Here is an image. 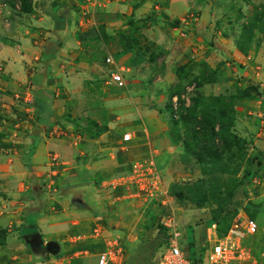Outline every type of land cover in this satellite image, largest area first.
Instances as JSON below:
<instances>
[{"label": "rangeland", "instance_id": "374dc122", "mask_svg": "<svg viewBox=\"0 0 264 264\" xmlns=\"http://www.w3.org/2000/svg\"><path fill=\"white\" fill-rule=\"evenodd\" d=\"M124 1L128 7L144 2ZM166 1L156 0L150 10L143 9L138 17L144 20L135 21L132 28L126 23L127 19L132 22L131 17L124 15L115 21L111 34L122 32L136 39L139 53L123 52L118 36L82 44L93 62L85 89L84 74L83 81L74 80L80 89L72 94L65 89L71 83L66 81V69L50 72L46 80L55 92L52 89L49 96L56 100L59 94L62 104L54 106L55 121L49 125L37 124L34 112H26L33 107L17 102L12 80L0 72V175L10 181L36 179L29 189L34 205L44 208V214L57 220L61 229L52 237L59 246L56 264H95L98 255L118 250L122 255L117 258L123 264H151L159 259L167 237L161 221L168 216L181 228L179 249L185 258L192 262L205 258L209 212L238 188L248 159L263 156L257 148L264 146L263 117L257 115L264 114V88H259L264 85V0H190L191 7L175 32L166 24L170 21L162 5ZM17 9L18 1L0 0L2 28L12 27ZM151 13H156L160 23L144 30ZM111 19L105 16L101 21ZM198 25L206 30L198 31ZM237 43L249 50V59L225 60L223 53ZM212 55L210 66L204 60ZM108 56L126 68L122 75L125 90L108 85L110 68L104 62ZM34 63L40 62H28L27 67ZM248 87H255L259 96L243 94ZM194 100L201 103L190 113ZM202 117H211L215 132H220V126L228 128L239 142L227 137L229 150H223L218 136L207 147L205 141L213 139L210 133L204 142L194 141ZM243 129L253 136L249 142L242 138ZM126 133L133 134L129 144L121 141ZM38 144H49V149L39 168L27 172L29 157ZM84 145L100 151L84 154ZM88 160L94 169L84 168ZM148 160L153 161L158 176L154 190L144 169L145 181L133 178L134 165ZM16 163L27 174H20ZM255 177L235 195L242 206L256 195L259 173ZM4 182L0 180V190L10 187ZM239 211L219 227L218 237L235 220H253L258 232L242 238L246 257L239 264H264V224L259 225L250 212ZM74 228L79 233L66 232ZM31 231L36 230H23L21 237Z\"/></svg>", "mask_w": 264, "mask_h": 264}, {"label": "crops", "instance_id": "0c3cea01", "mask_svg": "<svg viewBox=\"0 0 264 264\" xmlns=\"http://www.w3.org/2000/svg\"><path fill=\"white\" fill-rule=\"evenodd\" d=\"M155 1L144 0V2L137 3L133 7H128L123 6L125 4L124 0H121L122 3L119 2L118 4L110 0H33L32 14L25 15L17 9L16 19H12V27L8 31L0 25V72L2 74H8L6 78L12 80L11 84H14V88L12 89L15 91L17 102L21 104L23 102V104H28V106L33 107L31 108L32 110H26V112L30 113L33 111V118L36 121L35 103L40 99H44L51 104V117L46 120L45 124L49 125V122L55 121L54 116L56 114L54 106L61 105L62 101L59 99V94L55 95L56 100L49 96L53 89L49 88L50 85L46 80L49 78L50 72L58 68L62 70L66 69L65 71L69 76L66 81H70L71 83L70 85L66 84L65 89L73 94L80 89L74 80L76 82L83 81L82 75L84 74L85 89V79L89 69L92 67L91 64L93 62L90 60L89 55L85 54V50L82 49V44L86 46L90 43L89 39L79 42L78 34L83 38L84 35L89 34L90 38L95 33H98V29L103 28L107 36H115L111 32L115 30L113 28L117 25L116 22L119 19L124 18V15H126L128 18L131 17L134 23L135 21L144 20L140 19L138 14L143 9L149 6L151 7V3ZM162 5L165 6L164 12L170 20L166 23L167 26L173 32L177 31V27L184 21L189 7H191L190 0H167L166 4ZM150 7L148 10H150ZM154 10L157 12L158 7L154 6ZM10 13V10H8V15ZM155 14L151 13V19L149 18L150 23L144 27V30L150 24L154 26L160 23L159 19H155ZM105 16L113 19L107 22L101 21ZM128 20H126V23ZM122 24L120 23V26ZM6 27L9 26L6 25ZM202 28L206 30L204 25H198L197 27L199 29L198 31L202 30ZM123 29H126V27ZM218 43L221 44L219 41ZM155 45L162 48L160 45ZM72 49L76 50L73 51ZM161 50L166 55V51L163 48ZM191 51L196 53L194 49ZM225 52L223 53L225 60H229V58H234L235 60H240V58L244 60L249 59L247 57L248 55L244 56L237 50L235 44L232 50ZM211 57L204 60L209 65L211 64L209 62L213 60L214 56L212 55ZM32 61L40 63H34L31 67H27V63H31ZM257 70L260 69L257 68ZM259 76L260 73H257L256 77L258 78ZM259 88L263 89L264 85L261 84ZM53 91L55 92L54 89ZM249 114L251 115V113ZM257 116L263 117L262 125L264 126V114L258 112ZM38 125L42 126L40 124ZM241 131L242 138L246 141L249 142L253 138L246 130L243 129ZM109 134L110 132L102 136L100 138L101 141ZM257 138H259V135ZM257 148H259L258 152L264 156V146L261 147L258 145ZM47 149H49V144H38L36 146L34 154L29 157V164L26 166L27 172H32V170L39 168L38 166L44 160V153ZM99 151L100 148L98 147L84 145V154L98 153ZM26 153L25 146L24 154ZM94 166L95 164H91V161L88 160L84 168L91 170L90 167L94 169ZM15 167L20 174H27L26 171L23 172L24 168L20 167L18 163H16ZM257 173L260 176V186L258 187L256 195L248 199V205L242 206L239 212H250L252 214L251 216L258 221L259 225H263L264 157ZM5 178L7 177L0 175V180L5 181L6 187L10 186L12 188L2 187L0 190V264H56L58 254L55 256L48 253L36 255L25 247L26 242L24 237L26 236L39 233L42 247H44L49 242H55L52 237L57 236L61 231L57 220L51 219V216H46L43 212L44 208L34 205L32 199L33 194H30L29 189L30 184L33 185V183L37 182L36 179L29 181L26 178H17L10 181ZM256 179L258 178L254 177L249 184ZM29 229H35L38 233L31 231L21 237L22 231ZM79 230L78 228H74L66 232L75 235L79 233ZM47 233L48 236L45 235Z\"/></svg>", "mask_w": 264, "mask_h": 264}, {"label": "built area", "instance_id": "2783aa9c", "mask_svg": "<svg viewBox=\"0 0 264 264\" xmlns=\"http://www.w3.org/2000/svg\"><path fill=\"white\" fill-rule=\"evenodd\" d=\"M105 66L110 68L108 71V85L116 90L122 91L126 89L125 81L122 75L126 73V68L118 65L111 57L105 59ZM172 108L176 112V100H173ZM133 140L131 133H126L122 137L123 144H129ZM147 171L148 176L152 179L149 182V187L153 190L159 185L158 176L155 172V166L152 160L144 161L142 164H136L133 167V178L143 180L142 170ZM143 174V175H142ZM132 178V180H133ZM137 184H140L138 182ZM145 189H141L143 191ZM166 203L162 205L165 206ZM171 209V208H169ZM241 220V219H239ZM235 220L233 225L228 229L225 236L219 238L217 227L215 224H210L206 231L207 251L205 258L201 262L195 263L182 254L179 249V241L182 239L181 228L169 216L161 221L162 229L167 234L165 244L159 253L158 264H239L245 261L246 253L241 245L242 238L254 236L258 232L257 224L253 220L239 221ZM114 247H117L116 243ZM121 250L113 252H105L97 256L95 264H123L117 256H121Z\"/></svg>", "mask_w": 264, "mask_h": 264}, {"label": "trees", "instance_id": "16d2710c", "mask_svg": "<svg viewBox=\"0 0 264 264\" xmlns=\"http://www.w3.org/2000/svg\"><path fill=\"white\" fill-rule=\"evenodd\" d=\"M19 2L20 4V12L22 14L25 15H29L33 13V7H32V1L33 0H16ZM127 24L132 28L134 27V22L131 20H128ZM116 37L118 36L122 41H123V52L127 53V52H135V53H139L137 51V43L138 41H136V39H128L124 33L120 32L117 35H115ZM89 39V41H100V40H111L113 39V36H107L103 30V28L98 29V33H95V35H92V37L89 38V34L84 35V38L78 34V40L79 42H83L85 40ZM237 50L242 54V55H247L248 51L243 50L241 48L240 45L235 44ZM150 60H154V58H151ZM254 94L256 96H259V91L254 87H248L246 88V90L243 92V94L250 95V94ZM201 101L200 100H194L192 109L189 110L188 112L193 113L197 107L198 104H200ZM34 110L36 113V122L40 125H46L45 122L48 118L51 117V104L44 100V99H40L38 101H36L35 106H34ZM194 117V116H193ZM196 117V116H195ZM182 119L184 121L187 120V118L182 117ZM201 125L200 127L197 128V136L199 137H194V141L197 142H204L203 140H205V136L210 133L213 136V139L211 141L206 140L205 144L208 146H210L212 143H214V138L218 136V139L221 143L222 149L223 150H229V140L227 139V137L232 138V140L236 143L239 142V139L237 137H235L234 135L228 133V128L225 127H219L220 128V132H215V125L212 122L211 117H206L201 119ZM228 135V136H227ZM263 157L264 156H256L253 155L252 158L248 159L249 162V167L246 171H244V175L238 185L237 189H234L230 194H228V196L218 204V206L213 210L209 212V219L210 220V224H215L217 227V234L219 231V227L236 211L241 210V204L235 200V195L238 192V190L245 188V186L256 176L260 166L262 165V161H263ZM248 213V212H247ZM228 231V228L226 230V233ZM162 232L166 235L165 231L162 230ZM225 233V234H226ZM222 235L223 236H225ZM167 237L165 236L164 239V243L166 242ZM162 244V246H163ZM162 248V247H161ZM160 250V249H159ZM156 260V259H155ZM196 263L201 262V258L197 259L195 261ZM151 264H158V259L155 262H151Z\"/></svg>", "mask_w": 264, "mask_h": 264}, {"label": "water", "instance_id": "95a60500", "mask_svg": "<svg viewBox=\"0 0 264 264\" xmlns=\"http://www.w3.org/2000/svg\"><path fill=\"white\" fill-rule=\"evenodd\" d=\"M24 240L33 254L48 253L55 256L59 252V246L55 242H49L42 247V242L38 234L26 236L24 237Z\"/></svg>", "mask_w": 264, "mask_h": 264}]
</instances>
